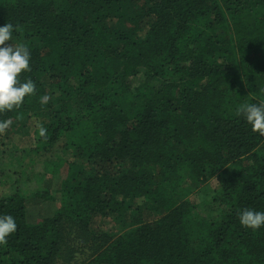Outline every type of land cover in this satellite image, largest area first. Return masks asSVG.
<instances>
[{"label": "trees", "instance_id": "16d2710c", "mask_svg": "<svg viewBox=\"0 0 264 264\" xmlns=\"http://www.w3.org/2000/svg\"><path fill=\"white\" fill-rule=\"evenodd\" d=\"M6 22L11 44L30 50L20 79L36 91L0 121L34 116L38 132L27 170L13 169L0 195V215L17 222L0 264H76L78 242L91 250L82 264H264V226L238 216L264 211V135L236 111L264 102V0H0ZM5 156L1 169L19 166ZM209 179L217 189L191 203ZM44 203L59 208L28 223ZM127 211L134 219L117 236L91 228Z\"/></svg>", "mask_w": 264, "mask_h": 264}, {"label": "rangeland", "instance_id": "374dc122", "mask_svg": "<svg viewBox=\"0 0 264 264\" xmlns=\"http://www.w3.org/2000/svg\"><path fill=\"white\" fill-rule=\"evenodd\" d=\"M134 7V6H133ZM135 9V7L133 8ZM125 28L131 26L129 22H124ZM144 31H146L144 29ZM145 33L141 32L136 37L137 39H142ZM10 40L9 43H13ZM8 43V42H6ZM15 44V43H14ZM137 83L138 80L135 79L133 81ZM132 82V83H133ZM55 93V92H54ZM37 123L34 116H27L25 118H21L15 122H10L9 126L0 133V152H3L5 156L4 160L13 159L14 164L16 165V161H20L19 166H13L10 164L8 167L4 166L3 169L0 168V195L7 192V187L5 186H12L13 180L16 178L15 174H13V169H21L22 165H25L27 162V153L30 149H32L37 140ZM73 152H66L61 155L66 161H76L79 168L87 173L95 168L96 171H99V168L96 167V162L94 165L92 161L89 160L87 155L84 152H79L72 154ZM2 159V158H1ZM50 159V158H49ZM5 163V162H4ZM8 163V162H7ZM6 163V164H7ZM5 164V165H6ZM123 167V166H121ZM125 167V166H124ZM9 169V170H7ZM110 170V168L108 169ZM42 171L41 165H36L35 169H32L30 174H35L37 176V172ZM59 178V176H58ZM48 180L41 179V185L48 188ZM59 179H55L51 182V187L55 188L56 184H58ZM3 185L4 187H2ZM218 180L212 179L208 180L205 184L199 186V188L194 189L191 192V195H188L187 198L190 200L191 203L197 204L198 202H204L211 197L213 191L217 189ZM59 208V204L56 203H44L38 207H32L27 210L26 219L28 223H36L42 220L45 217H48L55 209ZM217 213V212H216ZM215 213V214H216ZM159 214L156 212H145L143 211V219L144 220H152L156 218ZM131 219H134L133 214L130 211L125 212L122 217H117L116 215L110 216H95L92 219L91 228L97 232H104L111 236H117L124 231H126L130 225ZM76 231V230H75ZM73 232L70 235L71 246L73 247L72 239H74ZM74 263L82 264L86 258H90V247L89 244H80L79 242L77 245H74ZM68 248L66 253L68 252Z\"/></svg>", "mask_w": 264, "mask_h": 264}, {"label": "clouds", "instance_id": "9594fccd", "mask_svg": "<svg viewBox=\"0 0 264 264\" xmlns=\"http://www.w3.org/2000/svg\"><path fill=\"white\" fill-rule=\"evenodd\" d=\"M15 26L12 23L0 25V111L19 107L26 96L33 95L36 84L31 78L20 79L22 72L30 71V50L24 44L13 45L9 41L13 37ZM8 42V43H6ZM47 94L40 97L46 103ZM237 114L243 115L253 132L264 135V102L245 103L237 108ZM10 124L9 120L0 121V133ZM47 129L39 126V135L44 137ZM239 223L248 229L256 230L264 226V211L245 208L238 213ZM17 229L15 217L10 214L0 215V244L7 242L10 234Z\"/></svg>", "mask_w": 264, "mask_h": 264}]
</instances>
